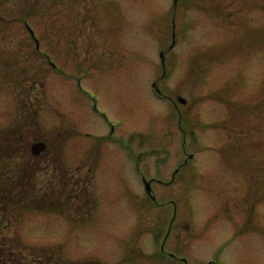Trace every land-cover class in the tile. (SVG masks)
<instances>
[{"label": "rangeland", "instance_id": "374dc122", "mask_svg": "<svg viewBox=\"0 0 264 264\" xmlns=\"http://www.w3.org/2000/svg\"><path fill=\"white\" fill-rule=\"evenodd\" d=\"M45 1L0 5V164L63 198L0 210V263L264 264V0Z\"/></svg>", "mask_w": 264, "mask_h": 264}, {"label": "trees", "instance_id": "16d2710c", "mask_svg": "<svg viewBox=\"0 0 264 264\" xmlns=\"http://www.w3.org/2000/svg\"><path fill=\"white\" fill-rule=\"evenodd\" d=\"M18 181H19V179L17 178V175H14V174H10L8 176V178L4 181L3 184H5L4 190L6 192V195L4 197H2L1 193H0V207H2L4 204L18 205V203L21 201H22V204L30 201V199H31V197H29L30 194L26 195V197H18L15 195L12 196V191L15 189V187L16 186L20 187L19 183L21 181H19V182ZM2 186L3 185L0 184V191L3 193V191L1 190V189H3ZM21 192L22 193L25 192L27 194V193H29V189L26 186L25 189H23ZM4 262H7V260H4Z\"/></svg>", "mask_w": 264, "mask_h": 264}, {"label": "water", "instance_id": "95a60500", "mask_svg": "<svg viewBox=\"0 0 264 264\" xmlns=\"http://www.w3.org/2000/svg\"><path fill=\"white\" fill-rule=\"evenodd\" d=\"M45 147V143H43V142H39V143H37V144H35L34 145V150H35V152H39V151H41L43 148Z\"/></svg>", "mask_w": 264, "mask_h": 264}]
</instances>
